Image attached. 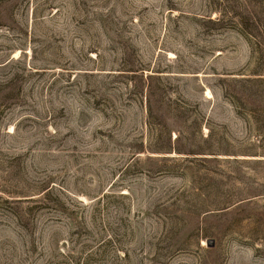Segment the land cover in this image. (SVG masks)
I'll use <instances>...</instances> for the list:
<instances>
[{
  "label": "rangeland",
  "instance_id": "rangeland-1",
  "mask_svg": "<svg viewBox=\"0 0 264 264\" xmlns=\"http://www.w3.org/2000/svg\"><path fill=\"white\" fill-rule=\"evenodd\" d=\"M0 264H264V0H0Z\"/></svg>",
  "mask_w": 264,
  "mask_h": 264
},
{
  "label": "trees",
  "instance_id": "trees-1",
  "mask_svg": "<svg viewBox=\"0 0 264 264\" xmlns=\"http://www.w3.org/2000/svg\"><path fill=\"white\" fill-rule=\"evenodd\" d=\"M176 140H178V141H179V137H177V138H176ZM248 203H249V202H248Z\"/></svg>",
  "mask_w": 264,
  "mask_h": 264
}]
</instances>
